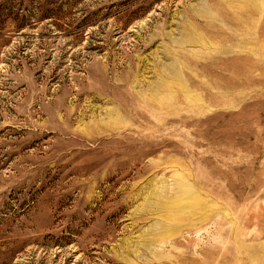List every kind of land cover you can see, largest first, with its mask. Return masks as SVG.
<instances>
[{"label": "rangeland", "instance_id": "1", "mask_svg": "<svg viewBox=\"0 0 264 264\" xmlns=\"http://www.w3.org/2000/svg\"><path fill=\"white\" fill-rule=\"evenodd\" d=\"M0 264H264V0H0Z\"/></svg>", "mask_w": 264, "mask_h": 264}]
</instances>
